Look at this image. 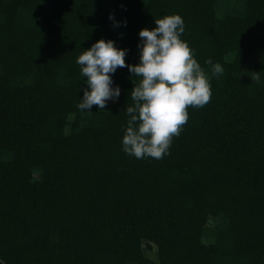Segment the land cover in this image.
I'll use <instances>...</instances> for the list:
<instances>
[{
  "label": "trees",
  "instance_id": "1",
  "mask_svg": "<svg viewBox=\"0 0 264 264\" xmlns=\"http://www.w3.org/2000/svg\"><path fill=\"white\" fill-rule=\"evenodd\" d=\"M235 2L218 16L217 0H0L6 264H264V0ZM174 13L212 96L188 107L170 154L137 159L121 141L141 77L118 67L114 106L82 111L87 84L76 60L104 38L135 65L140 30ZM143 248L156 249L157 261Z\"/></svg>",
  "mask_w": 264,
  "mask_h": 264
},
{
  "label": "clouds",
  "instance_id": "2",
  "mask_svg": "<svg viewBox=\"0 0 264 264\" xmlns=\"http://www.w3.org/2000/svg\"><path fill=\"white\" fill-rule=\"evenodd\" d=\"M110 19L114 16L110 14ZM117 26L127 21H115ZM156 27L143 28L139 32V63L127 64L128 49L117 47L112 39L101 38L83 51L76 60L87 87L77 107L92 112V106L104 110L109 101L115 103L121 88L113 75L118 67L141 79L134 81L131 98L127 105L129 119L122 137V150L137 159L152 157L162 159L170 154L173 137L179 136L188 121V107H203L212 96L211 79L196 59L194 49L182 39L185 21L179 13L163 15L155 19ZM123 34L121 33V36ZM213 73L223 74L224 68L213 63ZM0 264H6L0 258Z\"/></svg>",
  "mask_w": 264,
  "mask_h": 264
},
{
  "label": "rangeland",
  "instance_id": "3",
  "mask_svg": "<svg viewBox=\"0 0 264 264\" xmlns=\"http://www.w3.org/2000/svg\"><path fill=\"white\" fill-rule=\"evenodd\" d=\"M236 7V2L235 0H217V4H215V11H216V14L218 16H222L224 15L225 13H228V12H233L234 11V8ZM260 57V52L259 51H255L252 55V59L253 60H258ZM227 60H230L231 57L230 56H227L226 57ZM117 102V101H116ZM115 102V103H116ZM112 101H109L108 104L106 105V108L105 109H111L114 104ZM74 118V116H70L69 117V120H72ZM66 132H69V128L66 129ZM39 171L35 170L33 172V176H32V181H38L40 179V175H39ZM215 221L211 218L209 219L208 223H207V226L209 229L214 227L215 226ZM207 233H209L208 231H206ZM208 241H211V234H207L205 235L204 234V243H207ZM144 249V254L147 258L153 260V261H157L156 260V249H152L151 250H148L147 248H143Z\"/></svg>",
  "mask_w": 264,
  "mask_h": 264
}]
</instances>
